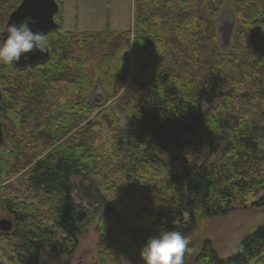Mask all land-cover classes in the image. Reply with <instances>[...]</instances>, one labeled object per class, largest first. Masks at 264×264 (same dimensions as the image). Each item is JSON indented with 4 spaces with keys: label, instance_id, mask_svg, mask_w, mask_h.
<instances>
[{
    "label": "trees",
    "instance_id": "1",
    "mask_svg": "<svg viewBox=\"0 0 264 264\" xmlns=\"http://www.w3.org/2000/svg\"><path fill=\"white\" fill-rule=\"evenodd\" d=\"M21 1L0 0V35ZM227 4L236 23L224 50L216 19ZM55 21L60 28L42 44L46 61L24 69L0 62V121L12 149L0 171L28 169L6 189L16 197L1 199L14 224L0 235L9 264H37L43 249L74 254L98 215L103 258L121 264L136 256L144 264L140 249L152 236H190L200 216L264 207V0H133L126 32L67 31L61 6ZM94 91L113 102L95 103ZM252 99L255 114L240 105ZM96 111L108 127L114 115L126 117L129 147L114 133L103 158L92 152L99 126L71 135ZM139 194L156 207L136 214L148 218L142 233L122 209ZM125 230L126 250L117 244ZM192 264H264V222L232 256L218 257L207 241Z\"/></svg>",
    "mask_w": 264,
    "mask_h": 264
},
{
    "label": "rangeland",
    "instance_id": "2",
    "mask_svg": "<svg viewBox=\"0 0 264 264\" xmlns=\"http://www.w3.org/2000/svg\"><path fill=\"white\" fill-rule=\"evenodd\" d=\"M60 3V6L63 9L64 14V28L67 31L78 32V33H86V32H100L106 30H114V31H132L133 30V0H57ZM216 22L219 27V42L222 49H226L227 45L232 39L234 26L236 23V19L234 13L232 11L231 6L228 4L221 11L220 15L216 19ZM44 48V45H41ZM95 92V91H94ZM92 93L91 98L95 103L105 104L104 107L109 106L113 101L107 102L105 101L104 94ZM251 97L253 95L251 94ZM56 95L52 96V100L54 103ZM251 100L247 103H243L240 101V105L247 113L253 112V114L258 112V106L251 107L252 105H256V100ZM259 105V104H258ZM57 114H63L55 109ZM98 113L100 111H96L93 114L84 118L83 123L76 127L75 131H72L71 135L75 134L76 131H79L80 128H84L85 126L91 125L93 128L96 124L100 127V129H96L98 132L96 138H94V144L92 152L94 154L99 153L103 158L107 156L106 153L108 151H112L116 141L114 140V135H119L122 138L120 142L125 144L124 136L127 135L129 131V123L126 120L125 116H115L113 117L114 122L112 127L106 126V124L98 118ZM75 116V112L64 113L62 116ZM256 118L259 120L261 118L260 113ZM61 117V116H59ZM63 118V117H61ZM57 124L53 122L52 125ZM58 125V124H57ZM60 125H58V129ZM115 133V134H114ZM71 135H68L65 139L70 138ZM56 147V146H54ZM125 147H129V142L126 143ZM222 148V147H221ZM221 148L219 147L217 158L221 157ZM52 149H54L52 147ZM11 147L7 146L5 150L0 151V158L5 160H10L9 154L11 151ZM49 151V150H48ZM43 154L45 156L47 153ZM51 151V149H50ZM101 157V159H102ZM165 157V156H163ZM167 160V158H166ZM168 162V161H167ZM175 169L179 173H183L182 165L175 164ZM28 170V169H27ZM24 169L21 172L16 173L12 176L2 175L0 171V220L2 219H10V215L5 211L1 199L5 197L15 198L16 195L12 193H8L6 189L8 187H17L19 184V179L22 177V174L27 171ZM72 181L74 183H79L81 181L80 177L73 178ZM74 199L78 201V197L76 196V191L72 194ZM127 199V198H126ZM150 198L147 199V196L144 195H135L130 200L127 201L126 204L123 205L122 209L124 214L130 217L131 223L135 224V230L138 232H147L149 228L146 224L148 218H143V216H139L136 214H140L141 210L144 207L151 208L152 211L156 213V207H153V202L149 201ZM101 216L98 215L93 223L88 226V228L78 235L79 238V246L76 252L70 256L53 254L47 249H43L41 251V256L37 264H109L107 260H105L102 256V248L101 247V232L99 230ZM143 218V219H142ZM139 219V221H138ZM264 222V207H252L248 206L246 208H238L233 210L226 216H200L198 228L193 231V233L189 236L190 243L188 248L190 251L185 252L184 254V264L185 263H194L196 257L201 252L202 245L210 241L213 249L217 252L218 257L220 258H228L236 253L238 250L239 244L242 239L249 234H251L259 225ZM0 231V235H3ZM129 231H121L118 234V242L117 244L124 246V249H127L129 246L130 240L128 239ZM7 243H5L0 236V263L1 264H9L7 262L8 256L11 255L10 248L7 247ZM130 250L132 247H128ZM125 250L122 249L123 252ZM139 250H135V252ZM123 254V253H122ZM136 256L131 258L123 257L121 264H136Z\"/></svg>",
    "mask_w": 264,
    "mask_h": 264
},
{
    "label": "clouds",
    "instance_id": "3",
    "mask_svg": "<svg viewBox=\"0 0 264 264\" xmlns=\"http://www.w3.org/2000/svg\"><path fill=\"white\" fill-rule=\"evenodd\" d=\"M30 20L31 17H25L19 25L15 22L8 25L7 36L0 41V62H17L23 53L43 44L44 35L30 30ZM190 239L179 231H164L146 240L140 249V256L144 264H184V254L186 250H191L188 248Z\"/></svg>",
    "mask_w": 264,
    "mask_h": 264
},
{
    "label": "water",
    "instance_id": "4",
    "mask_svg": "<svg viewBox=\"0 0 264 264\" xmlns=\"http://www.w3.org/2000/svg\"><path fill=\"white\" fill-rule=\"evenodd\" d=\"M60 12V5L57 0H22L21 3L10 13L5 28L0 35V41L7 36V27L10 23L15 22L19 25L25 17H31L29 22L30 30L36 33H42L44 37L52 32H57L60 25L55 21L56 15ZM27 57V59H25ZM49 58L47 48L34 47L30 52L23 53L17 62H13L18 69L33 67L46 61ZM2 94L0 92V104ZM7 146L3 131V124L0 121V151ZM1 185V179H0ZM13 221L8 219L0 220V231L10 233L13 229ZM192 264V263H185Z\"/></svg>",
    "mask_w": 264,
    "mask_h": 264
},
{
    "label": "crops",
    "instance_id": "5",
    "mask_svg": "<svg viewBox=\"0 0 264 264\" xmlns=\"http://www.w3.org/2000/svg\"><path fill=\"white\" fill-rule=\"evenodd\" d=\"M111 31H114V30H111ZM100 32H102V31H100ZM116 32H119V31H116Z\"/></svg>",
    "mask_w": 264,
    "mask_h": 264
}]
</instances>
